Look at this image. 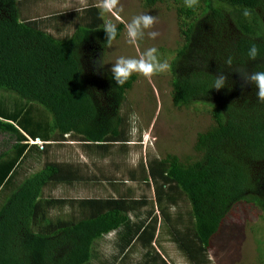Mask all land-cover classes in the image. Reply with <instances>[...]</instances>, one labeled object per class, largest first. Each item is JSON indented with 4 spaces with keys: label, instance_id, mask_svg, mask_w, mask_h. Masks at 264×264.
<instances>
[{
    "label": "trees",
    "instance_id": "obj_1",
    "mask_svg": "<svg viewBox=\"0 0 264 264\" xmlns=\"http://www.w3.org/2000/svg\"><path fill=\"white\" fill-rule=\"evenodd\" d=\"M168 1L144 0V6ZM172 1L182 38L169 65L172 102L209 107L212 125L196 136L195 160L154 158L130 179L152 185L172 242L190 263L210 264L211 241L230 216L238 218L234 210L264 213V100L247 79L264 71V0ZM37 2L0 0V135L8 140L0 149V264H93L95 244L110 233L123 256L138 244L145 249L140 264H167L152 248L157 218L132 222L147 207L145 199L46 197L49 188L88 182L64 162H45L19 178L29 157L45 158L67 142L104 155L117 145L127 149L120 112L136 82L132 74L117 85L103 66L122 23L107 43L94 4L42 18L30 12ZM67 25L70 35H60ZM253 44L258 55L250 60ZM219 75L226 77L224 87L211 88ZM182 202L185 217H172L167 210ZM66 207L75 213L52 216ZM258 252L256 264H264L261 245Z\"/></svg>",
    "mask_w": 264,
    "mask_h": 264
},
{
    "label": "rangeland",
    "instance_id": "obj_2",
    "mask_svg": "<svg viewBox=\"0 0 264 264\" xmlns=\"http://www.w3.org/2000/svg\"><path fill=\"white\" fill-rule=\"evenodd\" d=\"M30 12L32 15L45 16L51 13L79 11L94 4L103 14L105 25L122 23L125 30L119 40L105 48L103 66L107 73L120 57L140 59L148 49H156L157 60L167 63L166 70L156 72L149 77L133 73L136 82L126 93L120 114L126 122V135L129 140L127 149L119 145L109 154L95 150L87 151L80 143L67 142L53 146L45 158L29 157L20 171L19 178L40 170L45 162H64L76 165L87 183H74L72 186L52 187L44 195L52 198H106L128 196L137 200L145 199L147 207L131 215L132 222H148L157 218L156 234L152 248L167 264H192L177 248L168 233V227L162 221V214L155 204L152 185L140 181H131L130 174L140 175V165L166 155L177 156L181 161L197 158L194 152L196 136L212 125L208 113L209 107L192 105L189 108H177L172 102L171 73L169 65L177 48L182 44L175 5L172 0L158 3L152 8L144 6V0H37ZM141 14L156 17L154 24L143 38L130 41L127 24ZM63 23V22H62ZM73 23V22H72ZM72 27L67 25L60 35H70ZM150 32L158 35L152 38ZM58 33V32H55ZM94 71H92L93 74ZM95 78V77H94ZM96 80L102 82L98 77ZM103 83V82H102ZM7 137L0 135V149L7 142ZM41 144L40 142H36ZM139 174V175H138ZM18 178V179H19ZM187 206L182 202L175 209H168L172 217L179 214L185 217ZM75 212L69 207L52 212L53 217H68ZM232 213L238 218L229 217L211 241L210 264H256L259 261V248L264 251V213L254 209L238 208ZM228 221V222H227ZM117 234L110 233L95 244L98 253L93 264H140L145 249L140 245L127 247L126 255L119 253L116 246ZM264 260V252H263Z\"/></svg>",
    "mask_w": 264,
    "mask_h": 264
},
{
    "label": "clouds",
    "instance_id": "obj_3",
    "mask_svg": "<svg viewBox=\"0 0 264 264\" xmlns=\"http://www.w3.org/2000/svg\"><path fill=\"white\" fill-rule=\"evenodd\" d=\"M114 3L115 0H112ZM244 16H248L249 12L247 10L243 13ZM156 17L141 14L134 17L130 23L127 24V35L130 41H137L143 38L145 34V30L149 29L155 22ZM106 33L107 43H110L117 36V27L115 24L108 23L103 28ZM149 36L155 38L158 33L150 32ZM156 49L150 48L144 54V56L140 59L136 58H126L120 57L115 64L112 66L113 78L115 79L117 85H123L130 78L133 73H141L145 77H149L156 72H160L166 70L168 68V64L161 63L157 60L155 55ZM248 58L250 60H255L258 55V49L253 44L247 52ZM230 63V61H228ZM225 79L223 75L216 76L214 78V82L211 88H215L217 90L224 87ZM247 79L255 84L258 89L257 95L264 100V71L252 72Z\"/></svg>",
    "mask_w": 264,
    "mask_h": 264
}]
</instances>
